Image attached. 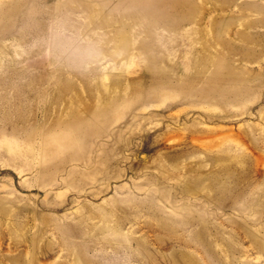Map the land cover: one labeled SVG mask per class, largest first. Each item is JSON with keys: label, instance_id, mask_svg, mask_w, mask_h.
<instances>
[{"label": "rangeland", "instance_id": "1", "mask_svg": "<svg viewBox=\"0 0 264 264\" xmlns=\"http://www.w3.org/2000/svg\"><path fill=\"white\" fill-rule=\"evenodd\" d=\"M117 2L0 0V264H264V0Z\"/></svg>", "mask_w": 264, "mask_h": 264}, {"label": "bare ground", "instance_id": "2", "mask_svg": "<svg viewBox=\"0 0 264 264\" xmlns=\"http://www.w3.org/2000/svg\"><path fill=\"white\" fill-rule=\"evenodd\" d=\"M133 2V0H118V2H117V5H120L121 3H125V2ZM31 13H32V9H29L25 14H24V16H23V23H26V21H28L32 16H31ZM49 146H51L47 141H45V143H44V147H45V149H49ZM53 152H57L56 150H53ZM46 157L43 155L42 156V160L40 161V163H39V165H38V167H39V169L40 170H45V169H43L44 168V166H45V163L47 164V162H46ZM51 164V163H50Z\"/></svg>", "mask_w": 264, "mask_h": 264}, {"label": "crops", "instance_id": "3", "mask_svg": "<svg viewBox=\"0 0 264 264\" xmlns=\"http://www.w3.org/2000/svg\"><path fill=\"white\" fill-rule=\"evenodd\" d=\"M237 32H248V31H237ZM246 43H247V41H246Z\"/></svg>", "mask_w": 264, "mask_h": 264}]
</instances>
